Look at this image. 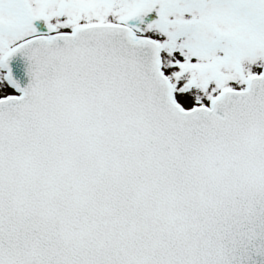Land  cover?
Masks as SVG:
<instances>
[{"label":"snow or ice","instance_id":"snow-or-ice-1","mask_svg":"<svg viewBox=\"0 0 264 264\" xmlns=\"http://www.w3.org/2000/svg\"><path fill=\"white\" fill-rule=\"evenodd\" d=\"M0 264H264V0H0Z\"/></svg>","mask_w":264,"mask_h":264}]
</instances>
